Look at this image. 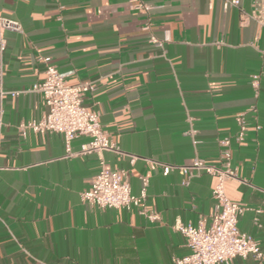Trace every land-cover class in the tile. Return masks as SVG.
<instances>
[{
	"label": "crops",
	"instance_id": "obj_1",
	"mask_svg": "<svg viewBox=\"0 0 264 264\" xmlns=\"http://www.w3.org/2000/svg\"><path fill=\"white\" fill-rule=\"evenodd\" d=\"M142 1L150 12L133 0H0V14L21 27L0 32V91L29 89L47 58L70 84L94 86L84 104L117 147L79 154L88 137L77 135L69 155L60 133L23 136L19 123L45 116L43 97L4 94L0 264H171L189 252L175 222H209L216 178L162 167L193 156L217 163L224 136L244 180H226L225 193L246 207L238 227L264 252V0ZM101 163L125 170L135 195L148 177L144 202L160 220L83 201Z\"/></svg>",
	"mask_w": 264,
	"mask_h": 264
},
{
	"label": "built area",
	"instance_id": "obj_2",
	"mask_svg": "<svg viewBox=\"0 0 264 264\" xmlns=\"http://www.w3.org/2000/svg\"><path fill=\"white\" fill-rule=\"evenodd\" d=\"M133 1L136 7L150 12L149 3L142 0ZM238 2L239 0H224V5H236ZM5 29L19 31L20 23L0 14V32ZM151 38L155 41L154 37ZM0 41V49H3L4 42L1 38ZM44 61L43 78L29 89L0 91V103L4 94L16 96L25 91L37 92L43 97L47 107L45 116L41 119L19 123L20 134L24 136L28 130L39 134L60 133L69 155L73 154L70 142L77 135L88 137V141L80 146L79 154L117 150L110 134L100 123L99 111L84 104L85 94L93 91L94 86L89 82L70 84L66 79V73L59 71L56 65L50 63L47 58H44ZM236 120L239 128L234 139L239 141L246 134L244 113H239ZM231 140L229 136H224L219 140L222 150L217 163H209L204 158L193 156L187 165L165 164L162 167L163 174L175 170L188 178L199 173L210 174L216 178L211 190L214 206L209 214V222L206 223L203 217L196 224L175 222L174 228L184 236L189 252L173 257L171 264H230L234 257H246L250 254L259 261L264 260V252L258 240L238 227L239 215L246 207L240 202L231 200L225 193L226 180L244 181L238 177L237 170L232 165ZM140 180V193L135 195L131 191L125 170L110 169L101 163L91 185L81 193V199L101 209L135 208L149 221H159L160 213L148 209L144 202L148 177L141 176Z\"/></svg>",
	"mask_w": 264,
	"mask_h": 264
}]
</instances>
